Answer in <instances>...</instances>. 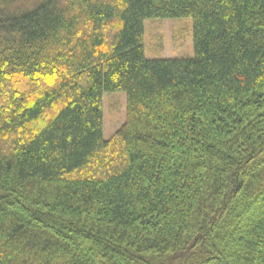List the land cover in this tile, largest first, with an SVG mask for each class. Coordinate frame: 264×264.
<instances>
[{
	"label": "trees",
	"instance_id": "trees-1",
	"mask_svg": "<svg viewBox=\"0 0 264 264\" xmlns=\"http://www.w3.org/2000/svg\"><path fill=\"white\" fill-rule=\"evenodd\" d=\"M26 1L0 0V264H264V0ZM177 18L193 57L146 59Z\"/></svg>",
	"mask_w": 264,
	"mask_h": 264
},
{
	"label": "rangeland",
	"instance_id": "rangeland-1",
	"mask_svg": "<svg viewBox=\"0 0 264 264\" xmlns=\"http://www.w3.org/2000/svg\"><path fill=\"white\" fill-rule=\"evenodd\" d=\"M26 2L32 4L33 0ZM143 29L146 59L193 57V29L190 18L146 20L143 23ZM125 115V94L121 92L104 93L102 132L104 140H108L122 126L125 122Z\"/></svg>",
	"mask_w": 264,
	"mask_h": 264
}]
</instances>
